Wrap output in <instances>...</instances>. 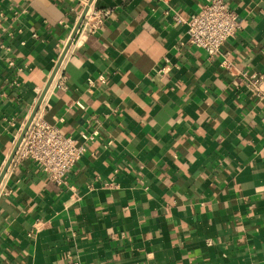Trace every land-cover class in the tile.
Instances as JSON below:
<instances>
[{
    "label": "crops",
    "instance_id": "obj_1",
    "mask_svg": "<svg viewBox=\"0 0 264 264\" xmlns=\"http://www.w3.org/2000/svg\"><path fill=\"white\" fill-rule=\"evenodd\" d=\"M207 2L0 0V176L84 12L113 9L44 98L97 133L68 184L12 162L0 264H264V0H227L242 28L215 55L176 20Z\"/></svg>",
    "mask_w": 264,
    "mask_h": 264
},
{
    "label": "built area",
    "instance_id": "obj_2",
    "mask_svg": "<svg viewBox=\"0 0 264 264\" xmlns=\"http://www.w3.org/2000/svg\"><path fill=\"white\" fill-rule=\"evenodd\" d=\"M112 8L89 7L85 12L84 23L78 37L72 40L75 46L90 34H95L112 16ZM187 24L186 42L206 50L210 55L221 51L223 44L234 38L242 28V18L227 0H208L207 4L190 14L186 19L177 16ZM68 53V52H67ZM167 64L160 68L165 71ZM60 76L56 85L63 87ZM264 73L253 76L252 90L264 95ZM45 100V99H44ZM41 103L29 129L27 130L13 161L39 164L49 179L57 184H68V177L86 151V142L97 132L66 135L59 126L46 118L48 102ZM45 102V103H44Z\"/></svg>",
    "mask_w": 264,
    "mask_h": 264
},
{
    "label": "water",
    "instance_id": "obj_3",
    "mask_svg": "<svg viewBox=\"0 0 264 264\" xmlns=\"http://www.w3.org/2000/svg\"><path fill=\"white\" fill-rule=\"evenodd\" d=\"M84 17H85V12H84V14H83V16H82V20L80 21V23H79L78 26L76 27V29H75V31H74V33H73V35H72L71 40L69 41L68 45L66 46V48H65V50H64V52H63V54H62V56H61V58H60V61H59V64H58V66H57V68H56V70H55V72H54V74H53L51 80L48 82L47 86L45 87V89H44V91H43V93H42V95H41V97H40V99H39V101H38V103H37V105H36L35 110L33 111L32 115L30 116V118H29V120H28V122H27V124H26V126H25V128H24V130H23V132H22V134L20 135V137H19V139H18V141H17V143H16V145H15V147H14V149H13V151H12V153H11V155H10L8 161H7V164H6L5 168H4V170L2 171V174H1V176H0V183H1L2 179H3V177L5 176V174L7 173V171H8V169H9L10 165L12 164V162H13V160H14V157H15L17 151H18V148H19V146H20V144H21V142H22V139L24 138V136H25L27 130L29 129V127H30V125H31V122H32V120H33L35 114L37 113V111H38V109H39L41 103L43 102V100H44V98H45V96H46V94H47V92H48V90H49V87H50L51 84H52V81H53V79H54V77H55V74H56L57 70L59 69L61 63L63 62V60H64V58H65V56H66V54H67V52H68V50H69L71 44H72V40L75 38L77 32L79 31V28L81 27V22L84 20Z\"/></svg>",
    "mask_w": 264,
    "mask_h": 264
}]
</instances>
